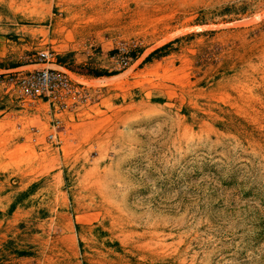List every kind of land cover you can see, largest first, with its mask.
<instances>
[{
  "label": "rangeland",
  "instance_id": "rangeland-1",
  "mask_svg": "<svg viewBox=\"0 0 264 264\" xmlns=\"http://www.w3.org/2000/svg\"><path fill=\"white\" fill-rule=\"evenodd\" d=\"M0 264H264V0H0Z\"/></svg>",
  "mask_w": 264,
  "mask_h": 264
},
{
  "label": "built area",
  "instance_id": "built-area-1",
  "mask_svg": "<svg viewBox=\"0 0 264 264\" xmlns=\"http://www.w3.org/2000/svg\"><path fill=\"white\" fill-rule=\"evenodd\" d=\"M37 55V61L42 66L32 69L17 67L10 70L2 79L4 86L17 93L23 101L30 103L45 101L56 111L68 107L73 98H82L86 95L85 85L74 82L67 71L46 65L53 60V54L49 49H40ZM59 126L60 119L56 117L53 125L55 132L48 135L51 140L57 138Z\"/></svg>",
  "mask_w": 264,
  "mask_h": 264
},
{
  "label": "trees",
  "instance_id": "trees-1",
  "mask_svg": "<svg viewBox=\"0 0 264 264\" xmlns=\"http://www.w3.org/2000/svg\"><path fill=\"white\" fill-rule=\"evenodd\" d=\"M72 69L76 70V71H79L81 73H84V74H90V75H95V76L110 75V74L117 73V71H114L112 73H105V72L98 71L96 69H91V68H88V67H74Z\"/></svg>",
  "mask_w": 264,
  "mask_h": 264
},
{
  "label": "bare ground",
  "instance_id": "bare-ground-1",
  "mask_svg": "<svg viewBox=\"0 0 264 264\" xmlns=\"http://www.w3.org/2000/svg\"><path fill=\"white\" fill-rule=\"evenodd\" d=\"M61 48H62V47H61ZM50 65H51V66H54V67H58L57 64H56V65H55V64H50ZM104 77H105V76H104ZM104 77H103V78H104ZM106 78H107V77H106ZM96 79H101V78H100V77H96ZM66 133H67V132H66ZM63 134H64V133H63Z\"/></svg>",
  "mask_w": 264,
  "mask_h": 264
},
{
  "label": "crops",
  "instance_id": "crops-1",
  "mask_svg": "<svg viewBox=\"0 0 264 264\" xmlns=\"http://www.w3.org/2000/svg\"><path fill=\"white\" fill-rule=\"evenodd\" d=\"M82 75H85V74H82ZM99 77H101V76H99Z\"/></svg>",
  "mask_w": 264,
  "mask_h": 264
}]
</instances>
